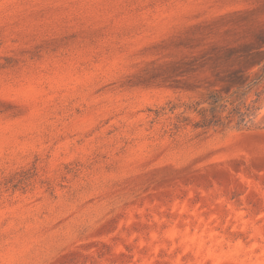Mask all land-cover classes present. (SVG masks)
<instances>
[{
  "label": "rangeland",
  "instance_id": "rangeland-1",
  "mask_svg": "<svg viewBox=\"0 0 264 264\" xmlns=\"http://www.w3.org/2000/svg\"><path fill=\"white\" fill-rule=\"evenodd\" d=\"M0 264H264V0H0Z\"/></svg>",
  "mask_w": 264,
  "mask_h": 264
}]
</instances>
